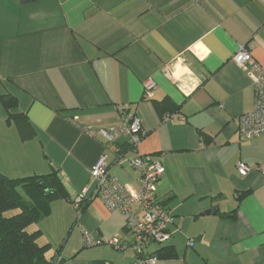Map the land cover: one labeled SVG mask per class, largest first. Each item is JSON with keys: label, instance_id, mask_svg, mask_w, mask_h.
Masks as SVG:
<instances>
[{"label": "crops", "instance_id": "0c3cea01", "mask_svg": "<svg viewBox=\"0 0 264 264\" xmlns=\"http://www.w3.org/2000/svg\"><path fill=\"white\" fill-rule=\"evenodd\" d=\"M243 45L264 68V0H0V172L57 170L74 199L92 191L90 169L103 157L136 194L140 172L117 165L118 152L84 129L136 114L146 130L139 152L163 156L157 193L173 217L168 240L144 253L175 250L156 264H264V135L243 139L238 131L255 97L254 75L233 59ZM148 78L156 83L151 99ZM7 93L18 100L11 111L27 114L32 137L8 120ZM165 97L179 106L170 121L154 106ZM238 162L250 167L246 176ZM34 229L51 245V264L136 258L107 243L133 233L99 197L80 216L71 201H54ZM84 230L102 243L85 246Z\"/></svg>", "mask_w": 264, "mask_h": 264}, {"label": "built area", "instance_id": "2783aa9c", "mask_svg": "<svg viewBox=\"0 0 264 264\" xmlns=\"http://www.w3.org/2000/svg\"><path fill=\"white\" fill-rule=\"evenodd\" d=\"M233 59L238 66L254 75V109L238 118L239 135L243 139L262 136L264 135V68L245 45L238 49ZM144 88L146 89L144 96L152 97L156 88L155 81L149 78ZM165 120H173L172 114L167 115ZM87 128L88 134L101 135L109 146L118 152L117 165L126 163L140 172V189L136 194L128 192L102 157L90 169V179L94 183L92 191L84 188L75 200L79 216L81 202L84 199L99 197L112 212L121 213L125 217L127 228L133 233L129 241L115 237L107 243L117 250L127 248L134 250L136 258L130 264H156L155 255L146 257L141 254L150 243L161 244L170 237L169 225L173 222V217L157 193V182L165 172L163 156L139 152L138 144L145 136L146 130L136 114L128 113L120 126L98 130ZM120 138H125V141L131 145L127 152H121L120 147L115 144ZM237 168L243 176L250 171V167L244 162H238ZM262 170L264 172V167ZM135 205L140 207L142 215L135 212ZM100 243L102 241L99 238L90 231L84 230L85 246H95Z\"/></svg>", "mask_w": 264, "mask_h": 264}, {"label": "trees", "instance_id": "16d2710c", "mask_svg": "<svg viewBox=\"0 0 264 264\" xmlns=\"http://www.w3.org/2000/svg\"><path fill=\"white\" fill-rule=\"evenodd\" d=\"M36 1L38 0H21L22 4ZM1 101L8 110V120L15 122L22 138L32 137L34 130L27 114L11 111L18 106L17 97L7 93L1 96ZM154 106L164 119L179 109L170 97L154 100ZM127 114L128 112L124 116ZM119 147L121 152H127L131 145L125 142ZM77 196L71 198L57 170L21 178H11L0 172V264H51L50 243L41 242V230H30V227L47 214L52 202L63 199L75 204ZM88 201L89 199H84L81 202V210ZM229 216L233 217L234 213H229ZM141 255L174 257L176 252L172 247H163L155 254L143 252Z\"/></svg>", "mask_w": 264, "mask_h": 264}, {"label": "rangeland", "instance_id": "374dc122", "mask_svg": "<svg viewBox=\"0 0 264 264\" xmlns=\"http://www.w3.org/2000/svg\"><path fill=\"white\" fill-rule=\"evenodd\" d=\"M147 80H149V78H148ZM147 80H145L144 85L146 84V81H147ZM144 89H145V88H144ZM145 90H146V89H145ZM154 92H155V91H154ZM152 97H153V96H152ZM152 97H150V98H146V97L144 96V98H146V99H151ZM169 115H171V114H169ZM124 117H125V116H124ZM118 126H120V125H118ZM114 127H116V126H114ZM88 128H89V127H88ZM88 128H87V129H88ZM84 129H85V131H86V127H85ZM119 140H120V139H119ZM34 226H35V224H34L33 226L30 227V230H33V229H34Z\"/></svg>", "mask_w": 264, "mask_h": 264}, {"label": "water", "instance_id": "95a60500", "mask_svg": "<svg viewBox=\"0 0 264 264\" xmlns=\"http://www.w3.org/2000/svg\"><path fill=\"white\" fill-rule=\"evenodd\" d=\"M210 211V210H209Z\"/></svg>", "mask_w": 264, "mask_h": 264}]
</instances>
